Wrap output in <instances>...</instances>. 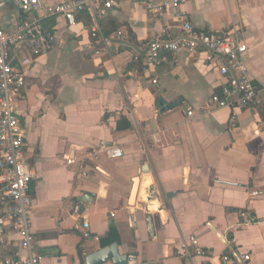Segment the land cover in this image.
<instances>
[{
	"label": "crops",
	"instance_id": "0c3cea01",
	"mask_svg": "<svg viewBox=\"0 0 264 264\" xmlns=\"http://www.w3.org/2000/svg\"><path fill=\"white\" fill-rule=\"evenodd\" d=\"M64 1L41 0L32 14L54 37L48 53L11 52L23 73L16 106L34 174L30 222L42 264H84L111 245L125 264H220L225 256L246 264L243 255L264 264V0L182 7L201 31L244 28L256 104L234 110L209 108L225 79L184 50L164 54L156 67L134 61L155 37L175 36L173 8L158 17L141 0H124L99 20L93 40L88 13L72 25L52 15ZM27 19L0 0L4 32ZM109 147L121 157H107ZM7 238L0 260L24 257L9 227Z\"/></svg>",
	"mask_w": 264,
	"mask_h": 264
},
{
	"label": "built area",
	"instance_id": "2783aa9c",
	"mask_svg": "<svg viewBox=\"0 0 264 264\" xmlns=\"http://www.w3.org/2000/svg\"><path fill=\"white\" fill-rule=\"evenodd\" d=\"M19 12L29 19L24 20L16 28L4 32L0 27V249L9 245L7 227L19 237V246L25 256L0 260V264H42L41 257L34 252V237L30 222L32 207L31 182L34 179L32 169L25 155L26 135L20 125V115L16 102L22 99L24 87L23 73L11 61L13 49L22 48L31 56L48 53L52 49L54 37L44 30L41 20L32 17L39 10L41 0H9ZM187 0H166L159 5L149 0H141V5L153 16L163 17L173 8L176 20L174 37L157 36L148 42L143 53L134 57V61L143 59L147 67L160 65L164 54L186 51L194 58L202 59L208 66L217 67L219 74L225 79L220 91L213 93L210 109L251 108L256 104V89L248 73L244 28L231 24L216 33L197 29L190 16L182 10ZM124 0H68L57 4L52 15L62 17L68 24H73L81 13H88L91 25L88 33L91 39L99 37V20L109 12L121 7ZM113 38L121 42L123 33L116 31ZM98 55V52H95ZM152 84L157 80L152 79ZM105 155L111 159L121 157L116 148H105ZM73 216L80 217V206L72 209ZM87 228V224H83ZM84 238L89 234L84 232ZM195 245L194 238L191 239ZM197 254H203L196 249ZM249 255H243L246 264ZM220 264H235L230 257H223Z\"/></svg>",
	"mask_w": 264,
	"mask_h": 264
},
{
	"label": "water",
	"instance_id": "95a60500",
	"mask_svg": "<svg viewBox=\"0 0 264 264\" xmlns=\"http://www.w3.org/2000/svg\"><path fill=\"white\" fill-rule=\"evenodd\" d=\"M178 100L168 105L169 107H175L178 104ZM107 261H111L113 264H125L127 257L124 255H119L116 245H111L108 247L99 248L96 251L90 253L85 257L84 264H103Z\"/></svg>",
	"mask_w": 264,
	"mask_h": 264
}]
</instances>
